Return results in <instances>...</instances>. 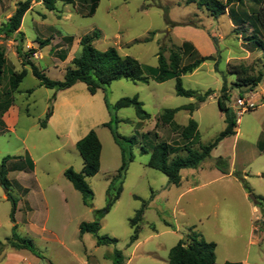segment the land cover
<instances>
[{
    "label": "rangeland",
    "instance_id": "rangeland-1",
    "mask_svg": "<svg viewBox=\"0 0 264 264\" xmlns=\"http://www.w3.org/2000/svg\"><path fill=\"white\" fill-rule=\"evenodd\" d=\"M19 1L24 0H0V26L14 13ZM253 1L234 3L216 18L190 0H99L91 16L86 15L88 2L57 3L54 11H47L39 1H33L18 31L9 36L0 35L5 57L0 90L7 86L11 72L27 71L13 94L11 109L18 112L17 121L11 131L0 133V160L6 156L20 157L28 151L36 163L35 173L31 175L27 174L30 170L27 164L17 159L9 160L6 165L8 191L13 198L20 185L33 186L29 195L36 207V223L29 225L25 213L19 212L16 233L29 238L43 256H31V259L26 257V251L15 252L23 257L17 264H27V261L113 264L116 251L121 256L119 264H164L169 250L178 240L185 239L190 229L205 241L215 243V264L224 261L264 264V52L247 40L256 31ZM231 10L237 16L244 11L250 19L243 26L235 24ZM94 32L97 33L92 40L94 48L101 52L115 48L121 56H130L145 67H155L158 54L167 58L176 47H183L184 63H188L189 54L194 51L195 57L213 56L214 61H207L192 74L181 77L184 89L200 94L210 91V96L193 113L182 110L174 116V123L179 127H184L189 119L197 123L198 143L192 145L193 149L215 140L226 127V115L233 119L236 138L220 140L211 150L210 158L193 168L206 172L182 169L181 183L174 186L165 175L147 166L157 143L166 142L180 148L185 144L168 126L155 127L164 109L195 103L194 98L175 94L174 79L162 83L150 80L148 84L121 79L90 95L82 83L69 91L40 87L29 67L22 65L21 54L35 49L33 55L27 53L29 60L47 78L62 81L66 68L80 53L79 40L86 35L93 36ZM258 36L264 40V30L259 29ZM64 38L73 39L70 46ZM43 40H48V45L39 48L38 42ZM64 49L68 50L67 56L60 61V52ZM228 66H238L248 76L261 75V81L255 87L244 86L230 74ZM28 90L32 92L28 94ZM222 94L226 96L222 99L227 108L225 113L217 105ZM132 97L142 103L150 118L137 119L133 108L115 113L118 122L112 123L122 138L124 157L130 151L133 160L127 164L119 198L109 207V199L120 184L117 174L123 154L103 126L111 119L105 102L111 107L121 98ZM239 98L245 109L237 105ZM50 107L52 112L54 108V119L47 128L41 129L39 122ZM90 130L101 143V156L99 172L86 179L93 194L91 206L87 207L63 171L66 168L81 171L82 160L71 143ZM125 139H131L133 144ZM177 155L184 156L185 152ZM218 157L230 164V174L220 179L214 171H208L215 169L213 163ZM23 169L27 173L21 176L17 171ZM192 173L194 177H190ZM245 187L256 198V202L249 199L253 204H249ZM252 205L257 208L256 213ZM10 209L9 201L0 200V240L10 236ZM140 210L138 239L129 244L133 232L130 221ZM94 219L100 225L97 235L114 238L115 244L98 245L95 236L89 233L80 237L79 223ZM43 222L58 240L41 233ZM93 246L98 248L95 252ZM8 249L7 245L1 247L0 255Z\"/></svg>",
    "mask_w": 264,
    "mask_h": 264
},
{
    "label": "trees",
    "instance_id": "trees-1",
    "mask_svg": "<svg viewBox=\"0 0 264 264\" xmlns=\"http://www.w3.org/2000/svg\"><path fill=\"white\" fill-rule=\"evenodd\" d=\"M33 1H39L47 11H54L57 3L74 5V0H24L16 3L14 13L8 18L6 23L0 26V35L9 36L18 31L22 18L26 11L29 9L30 4ZM194 2L199 8L205 9L210 16L216 18L225 13V11L232 4H241L243 0H190ZM82 4L88 2V12L86 15L91 16L94 14L99 0H80ZM256 8L253 12V26L256 31L247 38L248 41L253 43L260 51L264 52V40L258 36L259 29L264 30V0H254ZM231 20L235 24L246 23V20L250 19V16L243 11L241 16H237L233 10L230 11ZM97 37V33L94 32L93 36L86 35L79 40L80 53L74 57L71 61V66L66 68L62 81H54L45 76L43 71H40L28 58V54L33 55L36 50L30 49L28 52L21 54L22 65L28 66L31 75L38 81L40 87L49 90L64 91L73 87L77 83H82L86 87V91L90 95H94L98 90H102L108 87L111 83L124 79L132 83H144L148 84L150 80L157 83L174 79L175 80V94L181 97L194 98L195 103L188 104L175 109H164L158 117L155 127L159 124L168 126L173 132L178 133L180 138L185 144L183 146H173L166 142H160L154 145L150 152L147 166L153 170H156L166 176L168 183L174 186H178L180 183V171L186 168H195L205 159L209 158L211 150L216 147L218 142L223 138L233 136V128L235 123L233 119L225 116L226 127L221 131L215 140L207 145L199 144L197 149H193L192 145L198 143V125L197 123L189 119L184 127H179L174 123V116L179 111H187L193 113L199 108V105L204 103L210 96V91H206L200 94L193 90L184 89L181 82V77L184 75L192 74L202 64L207 61H214L213 56H196L189 54L188 63H184L183 47H176L171 51L168 57H164L161 54L157 55V64L155 67L142 66L136 59L130 56H121L115 48H109L106 51H99L92 45L93 38ZM68 46L71 45L72 38H64ZM48 45V40L38 42L39 48ZM186 48V47H185ZM67 49L61 50L59 59L64 61L67 56ZM20 55V52H19ZM195 57L194 59H191ZM5 57L4 49L0 45V78L4 74ZM230 74L235 75L238 83L247 86H256L261 81V75L256 77L248 76L244 69L238 66L227 67ZM27 71L22 69L20 71H13L9 75L8 83L5 88L0 90V133L5 130L2 117L4 113L14 103L13 94L18 90V87L22 80L26 77ZM238 85V84H236ZM224 93V88H222ZM32 91L28 90L30 94ZM241 96V95H240ZM226 96L223 94L219 96L217 100L218 108L221 112H226V107L222 99ZM106 107L110 110L111 119L109 122L103 124L106 127L113 141L118 145L123 154V161L118 169L117 178L119 180V187L116 192L109 199L108 206L114 204L119 198L121 193L122 181L124 178L127 164L132 162L133 155L129 151L127 157H124L125 149L121 146L122 138L117 133L116 128L112 122H118L116 120L115 113L123 108H133L137 119L141 121L148 120L150 118L143 110L142 103L136 98H121L115 102L113 106ZM52 115V108H48L44 118L39 122V127L44 129L46 127L48 119ZM131 145L133 141L131 139H125ZM191 145V146H190ZM75 149L78 152L82 160V169L80 172H75L71 168H67L63 175L66 180L71 184L74 190L80 193L82 202L84 205L91 206L92 191L86 183L87 178L95 176L100 169V156H101V143L93 130L75 143ZM180 151H184V156H178ZM142 153H146L142 150ZM173 156V157H172ZM23 159L29 169L33 168L31 159L26 155L24 158L19 156L11 157L6 156L0 160V185H2L7 200L11 204L10 220L13 222L14 212L16 209V200L9 194V181L7 178V165L9 160ZM214 168L220 171L222 174H228L229 164L226 159L218 157L214 161ZM246 192L249 194L250 199L253 202L255 197L250 193L249 189L245 187ZM142 210L138 211L135 218L130 221L132 227V235L129 239V244L134 243L138 239L137 225L141 220ZM79 234L84 233L93 234L98 245H113L116 243V239L106 235H97L100 225L98 219H94L92 222H81L78 226ZM9 246L15 250L28 251L35 257L42 258L43 256L34 246L29 238H24L16 233L15 226L12 227L11 236L6 238L5 243L0 242V248L3 246ZM215 247L213 242L205 241L198 233H195L191 229L185 239L178 240L177 243L169 250L167 255V264H215ZM120 253L116 251L114 253L113 264L120 263ZM226 264H242L241 262H228Z\"/></svg>",
    "mask_w": 264,
    "mask_h": 264
},
{
    "label": "crops",
    "instance_id": "crops-1",
    "mask_svg": "<svg viewBox=\"0 0 264 264\" xmlns=\"http://www.w3.org/2000/svg\"><path fill=\"white\" fill-rule=\"evenodd\" d=\"M75 87V85L73 86V87H71L70 89H68V91L69 90H71V89H73ZM66 91V90H65ZM203 104V103H202ZM201 106V105H200ZM12 108V106L11 107H9V109L4 113V115H3V117H2V121H3V123H4V126H5V130L6 131H11L12 130V127H13V125L16 123V121H17V118H18V112H16V111H14V110H12L11 109ZM200 108V107H199ZM198 108V109H199ZM197 109V110H198ZM54 108H53V112H52V115H51V117L48 119V121H47V125H46V127L45 128H47L49 125H50V123L53 121V119H54ZM44 128V129H45ZM88 133V131H86V132H84V133H82L81 135H79V137H77V138H75L73 141H72V145L75 147V143L78 141V140H80L82 137H84L86 134ZM230 137H232L233 139H235L236 138V135H233V136H229V137H226V138H230ZM28 156L30 159H31V161H32V163H33V168L32 169H30L29 170V173H27V171H25L24 169L22 170V171H17V172H19L20 174H21V176H22V174H29V175H31V174H34L35 173V170H36V163H35V161L33 160V157L28 153V151H25V154L23 155V156H20L21 158L23 157L24 158V156ZM209 158H210V156H209ZM209 158H207V159H209ZM228 160H229V158H227ZM20 163H22V164H25V162L23 163V159H21V160H18ZM67 169V168H66ZM66 169H64V171L66 170ZM193 171H195L196 173H199V172H206V171H202V169H192ZM63 171V172H64ZM208 171H214V173L216 174V178H223V177H225V176H227V175H229L230 174V164H229V173L228 174H222L220 171H218L217 169H211V170H208ZM18 175V174H17ZM194 175L195 174H190V177H194ZM181 176V175H180ZM180 183H181V179H180ZM180 183H179V185H180ZM178 185V186H179ZM2 186V185H1ZM19 186V185H18ZM33 186H29V187H27V186H19L17 189H18V193H16V191H15V193H14V199L16 200V209H15V212H14V215H13V218H14V221L12 222L11 220H10V216H9V214H8V218H9V223H8V226H9V228H10V236H11V232H12V227L13 226H15V228L17 229V226H18V224H19V220L17 219V214L19 213V212H24L25 213V215H26V223H28L29 225H35V223H36V221H35V219H34V214H35V212H36V207H35V205L34 204H32L31 203V197H30V195L29 194H31V188H32ZM246 192V191H245ZM1 194H0V200H4V201H6V202H8V200H7V197H6V194H5V191H4V189H3V187H2V191L0 192ZM28 193V195H26ZM246 194V197H247V199L249 200L250 199V197H249V194L246 192L245 193ZM249 204H253L250 200H249ZM253 206V209H252V211L254 212V213H256L257 212V208H255L254 207V205H252ZM46 207H48V205L46 204ZM10 212V211H9ZM81 223V222H80ZM79 223V224H80ZM42 225H41V227H40V231H41V233H48L49 235H50V238H53L54 240H58V238H56L57 236H56V234L53 232V231H51V230H49V229H47L46 228V225H44L45 224V222H43V223H41ZM79 226V225H78ZM0 227H1V223H0ZM78 231H79V229H78ZM80 235V234H79ZM10 236H7V237H3V239L2 240H0V242L1 241H3V240H6V238H9ZM80 237L81 238H83V234L82 235H80ZM203 238V237H202ZM208 242V241H207ZM138 243H136L135 244V246L137 245ZM215 244V243H214ZM104 247V246H103ZM94 248V246L92 247V249ZM98 248H94V252L97 250ZM20 251H25V250H15V249H13V248H10V249H8V250H5V251H2V254L0 255V264H17V263H19L20 261H22V258L23 257H21V256H17V254H15V252L17 253V252H20ZM27 253H26V255H28V256H26V257H29V258H31V256H33L32 254H30L28 251H26ZM33 257H35V256H33ZM36 258H38V257H36ZM32 259V258H31ZM228 262H230V261H224L223 262V264H226V263H228ZM238 262V261H237ZM242 263V262H241ZM27 264H32L31 263V261H27ZM164 264H167V260H164ZM242 264H248L247 262H243Z\"/></svg>",
    "mask_w": 264,
    "mask_h": 264
},
{
    "label": "built area",
    "instance_id": "built-area-1",
    "mask_svg": "<svg viewBox=\"0 0 264 264\" xmlns=\"http://www.w3.org/2000/svg\"><path fill=\"white\" fill-rule=\"evenodd\" d=\"M237 105L240 107V108H244L245 109V106H244V104H243V101H242V99L241 98H239L238 100H237Z\"/></svg>",
    "mask_w": 264,
    "mask_h": 264
}]
</instances>
